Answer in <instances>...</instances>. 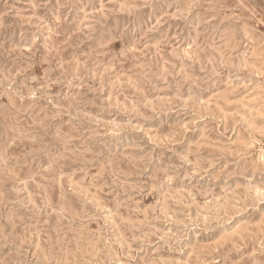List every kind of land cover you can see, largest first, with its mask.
<instances>
[{"label": "rangeland", "instance_id": "1", "mask_svg": "<svg viewBox=\"0 0 264 264\" xmlns=\"http://www.w3.org/2000/svg\"><path fill=\"white\" fill-rule=\"evenodd\" d=\"M0 264H264V0H0Z\"/></svg>", "mask_w": 264, "mask_h": 264}]
</instances>
